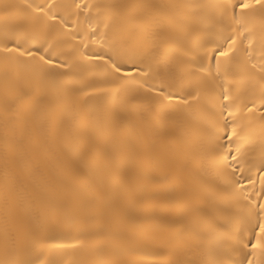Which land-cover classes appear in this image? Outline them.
<instances>
[{"label": "bare ground", "instance_id": "6f19581e", "mask_svg": "<svg viewBox=\"0 0 264 264\" xmlns=\"http://www.w3.org/2000/svg\"><path fill=\"white\" fill-rule=\"evenodd\" d=\"M223 2L0 0V46L54 65L22 59L5 78L0 54V264H264V9L245 17L249 50ZM149 5L183 21L170 55L157 62L149 39L137 55L103 43L114 21L159 33ZM233 35V71L217 74ZM105 49L140 72L110 76L89 59Z\"/></svg>", "mask_w": 264, "mask_h": 264}, {"label": "snow or ice", "instance_id": "6c2138e0", "mask_svg": "<svg viewBox=\"0 0 264 264\" xmlns=\"http://www.w3.org/2000/svg\"><path fill=\"white\" fill-rule=\"evenodd\" d=\"M257 6L260 9H264V0H235L234 3L233 0H224L222 4V7L225 9V11L231 13V19L235 22V24L240 26V28L242 29V34L247 33L244 38L248 41L249 50L251 49L253 40L251 31L245 26V17ZM85 7H87V5H85ZM120 7L131 12L134 11L138 6L134 4H128L122 5ZM148 7H153L157 10L156 14L151 19L153 20L154 26L159 29V33L146 30L143 26L140 25L128 26L124 23L117 24V22L114 21L111 35L101 36V40L103 41V43L109 45V47L112 49L118 50L119 52L137 55L139 54V46L146 39H149L153 50L150 55H152L157 62L162 61L164 58L170 55L167 46L170 44L176 31H178L175 25L183 23V21L176 18L170 8L159 5H149ZM36 10L41 14H43L44 12V8L42 6L38 7ZM16 34L21 35L22 33L17 30ZM92 34L93 36L100 35L96 31H93ZM190 38L193 41H197L199 39L194 34L191 35ZM3 39L7 40L8 37L5 36L3 37ZM262 43H264V40H262ZM235 44V36H229L224 45H221L214 50L212 61L217 74H220L222 71L224 73L233 71V68L230 66V61L233 59L234 53L236 52V49L233 47ZM20 47L21 46H17L15 44L14 40L11 41L10 45L6 44L0 46V54H2L3 57L8 61V64L3 71V76L5 78H8L10 76L11 68L22 59L39 62L40 66H47L48 68L54 67L53 60L51 59V54H49V58L46 60L43 55H39L38 53L30 50L26 52L21 51ZM83 47L86 48L87 45H83ZM44 51L47 52L48 49H44ZM107 52V49H105L103 52H96L93 54V56L89 57V59L93 60V62L95 63H98L105 72L110 74V76L119 79H133L134 73L138 74L140 72L139 67L135 65L132 68H126L127 60L118 61L113 57H109L108 60H105L104 56L107 55ZM221 59L223 60V67L221 64ZM60 67H63V65H61ZM253 67H255V65H253ZM262 70H264V66H262ZM49 78L50 74L46 73L45 80H49ZM141 79H145V77H141ZM51 82L53 84L57 83L54 80ZM110 82L116 83L117 81L112 80ZM140 87H143V85H140ZM222 98L223 100L229 99L226 93ZM166 99L172 101V94H169ZM192 100L198 102L197 96H193ZM182 103L185 107L189 106L188 99H185ZM227 107V105H221L222 109L226 110ZM219 115L225 121H227L230 117L233 116V113L227 112L225 115V111H221ZM227 127V123H225V129H227ZM231 135H237L235 128L231 129ZM240 152L241 149L239 147L235 148L234 150L229 148V156L225 157L224 159L228 163L235 164L239 158ZM261 159L262 163H264V149H262ZM236 183L239 184V181H237ZM223 210L230 211L227 208ZM227 222L230 221H226V223ZM256 227L259 229L260 233H264V223H259ZM252 239L255 240V243L252 244L253 248L261 246V242L255 239V234L253 235ZM57 247H76V245H57ZM9 264H43V262H38V260H23L10 261ZM205 264H213V262L206 261ZM247 264H251V261H248Z\"/></svg>", "mask_w": 264, "mask_h": 264}]
</instances>
